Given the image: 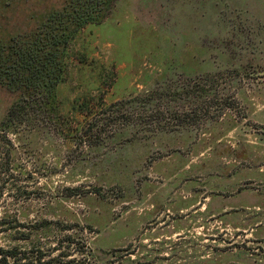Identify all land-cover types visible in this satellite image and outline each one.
<instances>
[{"label":"rangeland","instance_id":"obj_1","mask_svg":"<svg viewBox=\"0 0 264 264\" xmlns=\"http://www.w3.org/2000/svg\"><path fill=\"white\" fill-rule=\"evenodd\" d=\"M68 1L0 0V46ZM104 12L51 117L0 83V264H264V0Z\"/></svg>","mask_w":264,"mask_h":264},{"label":"trees","instance_id":"obj_2","mask_svg":"<svg viewBox=\"0 0 264 264\" xmlns=\"http://www.w3.org/2000/svg\"><path fill=\"white\" fill-rule=\"evenodd\" d=\"M112 0H69L28 34L0 46V83L18 93L4 122H23V107L34 104L45 118L56 109V88L62 82L65 57L74 34L99 23ZM7 50V52H6ZM2 264H7L4 259Z\"/></svg>","mask_w":264,"mask_h":264}]
</instances>
